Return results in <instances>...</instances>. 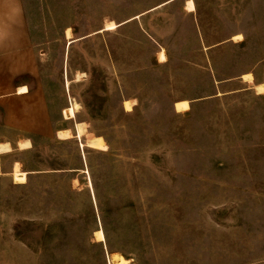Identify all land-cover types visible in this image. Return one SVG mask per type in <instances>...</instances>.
<instances>
[{
    "label": "rangeland",
    "instance_id": "rangeland-1",
    "mask_svg": "<svg viewBox=\"0 0 264 264\" xmlns=\"http://www.w3.org/2000/svg\"><path fill=\"white\" fill-rule=\"evenodd\" d=\"M22 1L51 131L0 153V264H264V0Z\"/></svg>",
    "mask_w": 264,
    "mask_h": 264
},
{
    "label": "crops",
    "instance_id": "crops-1",
    "mask_svg": "<svg viewBox=\"0 0 264 264\" xmlns=\"http://www.w3.org/2000/svg\"><path fill=\"white\" fill-rule=\"evenodd\" d=\"M35 56L23 1L0 0V130L7 133L0 143H33L34 135H48L51 131L47 100L30 86L29 76L38 62ZM24 85L29 92L19 93V87ZM69 127L73 131L67 126L56 133ZM75 131L74 134L76 126Z\"/></svg>",
    "mask_w": 264,
    "mask_h": 264
},
{
    "label": "bare ground",
    "instance_id": "bare-ground-1",
    "mask_svg": "<svg viewBox=\"0 0 264 264\" xmlns=\"http://www.w3.org/2000/svg\"><path fill=\"white\" fill-rule=\"evenodd\" d=\"M186 7H187L188 11H195L196 5H195L194 0H187L186 1ZM117 26H118V23H116L115 21H109L106 23L104 30L115 29ZM66 33H67L68 38H72L71 28H67ZM233 38L241 40V39H243V34L238 33ZM72 41L73 40L70 39V43ZM160 60L161 61L167 60V55L164 51L160 52ZM243 78L249 82L254 81V76L252 73L243 74ZM255 87H256V90L258 93H264V82L256 83ZM18 91H19V93L24 94V93L29 92V88L26 85H24V86L19 87ZM124 106H125V109L127 111H131L133 109L132 100L126 99L124 101ZM175 106H176V109L178 112H185V111H188L190 109V102L187 99L178 100L175 102ZM80 108H81L80 104L77 101H74L71 105L64 108V110H63L64 116L67 119H74V118H76L77 112L80 110ZM76 128H77L76 137L81 138L87 132L86 127L84 125V122H77ZM57 135L61 139H70L71 137L74 136V133L72 132V130L70 128H68V129L59 130ZM81 143H82V146L86 145L88 147H92V148H96V149H100V150H108L109 149V146H108L107 142L105 141L104 137L100 136V135L89 138L86 141V144H84L83 142H81ZM31 146H32V143L30 140H25V141L20 142V149L30 148ZM11 150H12V146L10 145L9 142H4V143L0 144V153L10 152ZM12 176H13L14 181L16 183H25L27 181V172L22 170L20 162L15 163V165L13 167V171H12ZM95 236H96V239L98 241L103 242L106 240V236H105V233H104L102 228H98L95 231ZM131 261H132V259L126 258L120 252H112L111 253L110 264H112V263L113 264H130Z\"/></svg>",
    "mask_w": 264,
    "mask_h": 264
},
{
    "label": "trees",
    "instance_id": "trees-1",
    "mask_svg": "<svg viewBox=\"0 0 264 264\" xmlns=\"http://www.w3.org/2000/svg\"><path fill=\"white\" fill-rule=\"evenodd\" d=\"M103 231H104V233H105V236L107 237V235H106V230L103 229ZM101 252H102L103 254L106 253L105 250H104V248H102ZM112 252H113V251H111L110 253H112Z\"/></svg>",
    "mask_w": 264,
    "mask_h": 264
},
{
    "label": "water",
    "instance_id": "water-1",
    "mask_svg": "<svg viewBox=\"0 0 264 264\" xmlns=\"http://www.w3.org/2000/svg\"><path fill=\"white\" fill-rule=\"evenodd\" d=\"M125 22H123V23H121V25L122 24H124ZM78 39H81V38H74V40L71 42V43H73L75 40H78ZM71 43H69V44H71ZM175 106V105H174ZM175 109H176V106H175ZM177 110V109H176Z\"/></svg>",
    "mask_w": 264,
    "mask_h": 264
}]
</instances>
